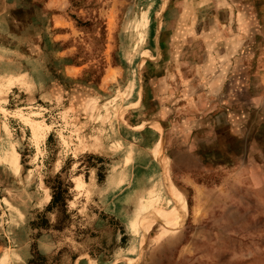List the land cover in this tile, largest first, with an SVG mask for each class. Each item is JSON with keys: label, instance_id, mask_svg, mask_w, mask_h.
Instances as JSON below:
<instances>
[{"label": "rangeland", "instance_id": "rangeland-1", "mask_svg": "<svg viewBox=\"0 0 264 264\" xmlns=\"http://www.w3.org/2000/svg\"><path fill=\"white\" fill-rule=\"evenodd\" d=\"M0 264H264V0H0Z\"/></svg>", "mask_w": 264, "mask_h": 264}, {"label": "trees", "instance_id": "trees-1", "mask_svg": "<svg viewBox=\"0 0 264 264\" xmlns=\"http://www.w3.org/2000/svg\"><path fill=\"white\" fill-rule=\"evenodd\" d=\"M52 190H53V200L51 207H56L60 205L65 206L64 202L66 200V195L68 191L67 189L64 188V184L61 181H58V186L53 187Z\"/></svg>", "mask_w": 264, "mask_h": 264}]
</instances>
